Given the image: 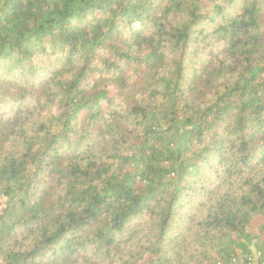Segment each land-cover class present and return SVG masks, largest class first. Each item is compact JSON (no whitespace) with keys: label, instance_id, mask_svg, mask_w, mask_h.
<instances>
[{"label":"trees","instance_id":"trees-1","mask_svg":"<svg viewBox=\"0 0 264 264\" xmlns=\"http://www.w3.org/2000/svg\"><path fill=\"white\" fill-rule=\"evenodd\" d=\"M257 218L264 0H0V264H249Z\"/></svg>","mask_w":264,"mask_h":264},{"label":"rangeland","instance_id":"rangeland-1","mask_svg":"<svg viewBox=\"0 0 264 264\" xmlns=\"http://www.w3.org/2000/svg\"><path fill=\"white\" fill-rule=\"evenodd\" d=\"M262 219L260 218H257L253 221L252 223V228L250 230V234H251V239H250V247H251V250H252V260L250 261L249 264H264V259L262 260H259L258 259V255L256 253V250H255V242H256V236L258 235V233L260 232L261 228H262ZM264 235V234H263ZM262 235V236H263Z\"/></svg>","mask_w":264,"mask_h":264}]
</instances>
